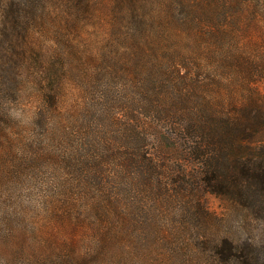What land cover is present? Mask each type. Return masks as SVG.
<instances>
[{
  "label": "trees",
  "instance_id": "1",
  "mask_svg": "<svg viewBox=\"0 0 264 264\" xmlns=\"http://www.w3.org/2000/svg\"><path fill=\"white\" fill-rule=\"evenodd\" d=\"M260 83L264 0H0V264H264Z\"/></svg>",
  "mask_w": 264,
  "mask_h": 264
},
{
  "label": "rangeland",
  "instance_id": "2",
  "mask_svg": "<svg viewBox=\"0 0 264 264\" xmlns=\"http://www.w3.org/2000/svg\"><path fill=\"white\" fill-rule=\"evenodd\" d=\"M259 91L264 95V83L258 84ZM76 96V95H75ZM71 100V98H70ZM206 206L210 211L222 216L225 214V203L223 200L214 194H207L205 198Z\"/></svg>",
  "mask_w": 264,
  "mask_h": 264
},
{
  "label": "clouds",
  "instance_id": "3",
  "mask_svg": "<svg viewBox=\"0 0 264 264\" xmlns=\"http://www.w3.org/2000/svg\"><path fill=\"white\" fill-rule=\"evenodd\" d=\"M22 94V92L17 93V95ZM8 105H11L7 112V117L8 119L19 121L21 124L24 123L23 117L26 111H28L26 108H24L23 105L20 107H16V104L19 103L18 100H12L11 98L8 99L7 101ZM29 118H31L32 113L29 111L28 112Z\"/></svg>",
  "mask_w": 264,
  "mask_h": 264
}]
</instances>
